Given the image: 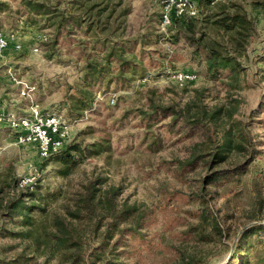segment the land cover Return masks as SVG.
I'll list each match as a JSON object with an SVG mask.
<instances>
[{
    "label": "rangeland",
    "instance_id": "rangeland-1",
    "mask_svg": "<svg viewBox=\"0 0 264 264\" xmlns=\"http://www.w3.org/2000/svg\"><path fill=\"white\" fill-rule=\"evenodd\" d=\"M1 1L9 13L0 15V30L16 34L22 50L0 59V105L27 111L22 81L34 87L31 101L43 113L72 124L67 146L95 143L99 152L62 175L55 158L39 159L33 145H18L0 126V261L21 256L41 263L57 217L91 237L90 226L70 220L67 211L95 184L98 210L109 191L118 211H135L120 225L135 229L119 250L123 264H264V0H196L195 16L169 27L160 24L159 0H26L44 6L36 14L19 0ZM236 12L246 15V29L215 25ZM188 37L235 58L241 70L212 78ZM107 57L111 72L94 87L90 106L70 112L85 65L105 66ZM121 61L128 64L120 69ZM174 71L198 77L180 86L169 78ZM107 92L117 94L114 105L98 98ZM197 118L198 126L191 125ZM227 133H240L243 149L211 164V142ZM197 145L203 158L186 166ZM237 166H244L241 176L207 184ZM26 178H35L30 189L19 186ZM27 193H33L27 203L39 208L30 219L10 221L6 204ZM251 226L260 232L240 261H231Z\"/></svg>",
    "mask_w": 264,
    "mask_h": 264
},
{
    "label": "trees",
    "instance_id": "trees-1",
    "mask_svg": "<svg viewBox=\"0 0 264 264\" xmlns=\"http://www.w3.org/2000/svg\"><path fill=\"white\" fill-rule=\"evenodd\" d=\"M19 1L28 12H35L36 14L44 10V6L36 2L26 0ZM5 13H9V5L7 2L0 0V15ZM183 22L184 20H177L172 24ZM185 24L188 30H190L191 27L187 25L186 22ZM248 24L249 21L246 15L239 12L227 15L215 23V25L227 31H232L236 28L246 29ZM187 41L194 48V54L203 55L205 57L206 70L212 78L218 77L219 74L223 72H229L235 75L241 70V65L237 63L235 58L224 56L212 48L202 46L201 39L188 37ZM110 60V57L106 58L105 66L93 65L91 63L85 65L79 96L69 99L72 104L70 112L75 111V113L79 114L90 106L94 87L111 72L109 67ZM127 64L128 62L121 61L120 69ZM174 114H176L177 117H181V114ZM177 117L174 120H176ZM200 122L201 120L197 118L190 124L198 126ZM242 142L246 141L240 133L232 136L227 133L220 138L219 141H212L211 144L214 146V151L211 164L225 163L228 159L227 154L243 149ZM94 148H96L95 143L88 146L71 144L60 153L46 160L55 158V162L65 167L64 170L60 171L62 172L61 174L66 175L68 167L77 164L79 160L98 154V149L94 150ZM199 148L200 146L197 145L196 149L198 150L192 151L190 159L186 162V166L192 165L203 158L204 155ZM89 151L93 153H87ZM242 174H244V166H237L233 170L215 173L208 178L207 184H217L221 180L238 177ZM94 185L95 184H90L85 187V192L75 202V209L67 211L70 220L80 222V224L86 223L90 226L91 237L87 235V232H85L86 230L73 226L69 220L67 222L65 219L57 217L51 222V227L54 231L48 235L49 241L45 243L44 249L41 251L40 256L43 257L41 263H38L37 260L32 257L19 256L7 262L0 261V264H50L51 262H56V264H123L120 261V254L122 251L119 250L125 245V236L135 229H121L120 225L125 223L135 211L133 209L118 211L113 201L115 194L111 195L109 191L106 196H104V200H102L104 204L103 210H98L96 203L100 200L95 197L96 188ZM31 194L33 193L21 195L8 202L6 204L4 216L12 222H16L20 218L30 219V215L34 214L39 208L27 203V197H31ZM97 211H99V213H97ZM204 217L205 215L201 216V218ZM258 232H260V229L257 226H251L242 232L232 251L230 257L231 261H240V257H242L241 254L249 247L250 239L257 235ZM9 234L13 237L22 236L21 233L10 232ZM90 241L94 243L91 246L89 244Z\"/></svg>",
    "mask_w": 264,
    "mask_h": 264
},
{
    "label": "built area",
    "instance_id": "built-area-1",
    "mask_svg": "<svg viewBox=\"0 0 264 264\" xmlns=\"http://www.w3.org/2000/svg\"><path fill=\"white\" fill-rule=\"evenodd\" d=\"M196 0H159L161 5L160 24L169 27L174 21L191 19L195 16ZM20 52L22 44L16 34H5L0 30V59L8 50ZM38 49L35 48L34 52ZM194 72L174 71L169 74L175 83L180 86L193 83L197 80ZM144 80H142L143 82ZM20 95L30 101L27 111L19 114L12 110L0 109V126L4 125L14 134L18 145H33L39 159L46 160L49 157L63 151L70 141L72 124L62 115L55 113H43L38 104L31 101L34 87L28 86L22 81ZM107 96V103L114 105L117 94L113 92L98 95L99 99ZM35 178L23 179L21 188H32Z\"/></svg>",
    "mask_w": 264,
    "mask_h": 264
},
{
    "label": "crops",
    "instance_id": "crops-1",
    "mask_svg": "<svg viewBox=\"0 0 264 264\" xmlns=\"http://www.w3.org/2000/svg\"><path fill=\"white\" fill-rule=\"evenodd\" d=\"M2 98H3V95L0 97V104H1V102H2ZM4 99H5V98H4ZM4 99H3V100H4ZM2 106H3V105H0V109L2 108Z\"/></svg>",
    "mask_w": 264,
    "mask_h": 264
}]
</instances>
